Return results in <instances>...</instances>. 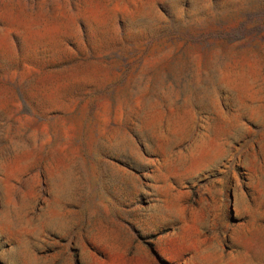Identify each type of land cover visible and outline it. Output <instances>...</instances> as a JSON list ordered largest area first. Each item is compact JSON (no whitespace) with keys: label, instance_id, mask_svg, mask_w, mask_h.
<instances>
[{"label":"rangeland","instance_id":"rangeland-1","mask_svg":"<svg viewBox=\"0 0 264 264\" xmlns=\"http://www.w3.org/2000/svg\"><path fill=\"white\" fill-rule=\"evenodd\" d=\"M0 264H264V0H0Z\"/></svg>","mask_w":264,"mask_h":264}]
</instances>
